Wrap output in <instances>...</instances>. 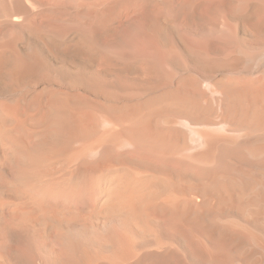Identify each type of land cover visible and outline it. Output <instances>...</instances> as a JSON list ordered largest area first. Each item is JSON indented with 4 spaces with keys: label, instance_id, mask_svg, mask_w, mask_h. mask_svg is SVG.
I'll list each match as a JSON object with an SVG mask.
<instances>
[{
    "label": "bare ground",
    "instance_id": "1",
    "mask_svg": "<svg viewBox=\"0 0 264 264\" xmlns=\"http://www.w3.org/2000/svg\"><path fill=\"white\" fill-rule=\"evenodd\" d=\"M28 2L0 14V264H264V0Z\"/></svg>",
    "mask_w": 264,
    "mask_h": 264
},
{
    "label": "rangeland",
    "instance_id": "2",
    "mask_svg": "<svg viewBox=\"0 0 264 264\" xmlns=\"http://www.w3.org/2000/svg\"><path fill=\"white\" fill-rule=\"evenodd\" d=\"M29 2H28V5L29 4H31V6H32V8H31V6L29 5V8L32 10V12L31 13H33V15H34V18H35V23L37 24V25H40L41 24V22H42V20H44L47 16H48V14L46 13V11H44L45 10V8L46 7H48L49 5H50V3H52V0H45V5H44V7H43V3H44V0L43 1H41V0H36V1H31V0H28ZM67 2H71V5L73 6H75V4L77 5H79L80 3V5H83V0H78V1H76V0H66ZM74 1V2H73ZM3 2H4V7H3ZM6 2H10L9 4H10V6L12 7L13 5L15 6V4H13V0H6ZM6 2H5V0H1L0 1V14H2V13H4V12H2V10L3 11H5V6L7 5L6 4ZM40 2H43L42 4L40 3ZM79 5V6H80ZM40 6H42V7H40ZM1 7H3V8H1ZM34 8V9H33ZM43 8V9H42ZM38 13V14H37ZM44 15V18L42 17ZM121 27H117V30H121V29H123V23L122 24H119ZM119 25H117V26H119ZM1 29H3V24H2V19L0 18V37L3 35V33H5L6 31V29H3V30H1ZM5 31V32H4ZM112 37V36H111Z\"/></svg>",
    "mask_w": 264,
    "mask_h": 264
}]
</instances>
